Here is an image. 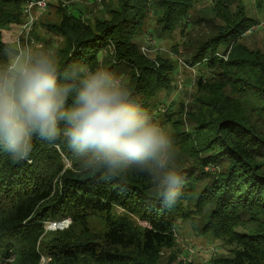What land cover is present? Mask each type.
I'll use <instances>...</instances> for the list:
<instances>
[{
	"label": "trees",
	"instance_id": "obj_1",
	"mask_svg": "<svg viewBox=\"0 0 264 264\" xmlns=\"http://www.w3.org/2000/svg\"><path fill=\"white\" fill-rule=\"evenodd\" d=\"M247 1L264 12V0ZM26 2L0 0V52L12 45L1 30L24 22ZM200 3L211 16L191 19ZM108 12L87 22L59 5V20L47 24L62 38L57 58L95 68L109 51L123 66L135 101L161 125L172 124L178 150L191 159L179 167L183 195L165 207L141 177L103 182L81 172L59 142L34 139L29 162L0 151V264H171L161 263L163 250L174 246L180 222L195 218L201 234L228 247L227 256L206 264H264V52L242 42L258 24L246 0H115ZM149 17L162 32L186 39L192 48L186 61L208 72L196 80L189 130L178 119L159 120L153 109L152 99L176 71L133 42ZM64 219L67 227L45 228Z\"/></svg>",
	"mask_w": 264,
	"mask_h": 264
},
{
	"label": "clouds",
	"instance_id": "obj_2",
	"mask_svg": "<svg viewBox=\"0 0 264 264\" xmlns=\"http://www.w3.org/2000/svg\"><path fill=\"white\" fill-rule=\"evenodd\" d=\"M36 138L63 144L81 172L103 182L145 179L165 207L183 195L174 135L135 101L122 76L11 45L0 52V151L29 162Z\"/></svg>",
	"mask_w": 264,
	"mask_h": 264
},
{
	"label": "rangeland",
	"instance_id": "obj_3",
	"mask_svg": "<svg viewBox=\"0 0 264 264\" xmlns=\"http://www.w3.org/2000/svg\"><path fill=\"white\" fill-rule=\"evenodd\" d=\"M115 0H66L64 7L74 13H78L87 22H93L95 19L109 15V10L114 8ZM62 3L60 0H53L44 11H33L32 15L36 19L33 29L34 35H31V42L27 46L35 48H44L55 52L62 44V38L49 32L47 24L55 23L59 20L57 13L58 6ZM247 15L253 17L255 22L250 30H248L242 39V42L251 49H260L264 52V12L255 11L252 3L246 0ZM191 19L198 20L200 16H211L209 13V5L200 3L194 5L190 9ZM18 24H9L7 28L1 30V37L4 42L12 45H25L20 42ZM203 26H199L193 33V38H198ZM140 32L133 38V42L138 46L139 50L151 59L160 57L169 60L175 66V73L172 76L171 86L162 90L156 97L152 99L153 109L160 114L161 119L171 118L178 119L182 126L189 130L192 123L189 121L187 113L194 107L193 98L196 93V80L199 75L206 76V70L200 71V66L190 65L186 60L192 52V48L188 46L186 39L174 31L171 34L159 30V25L149 17L145 21V25ZM152 30V32H151ZM200 30V31H199ZM191 41L192 47L194 44ZM104 57L100 58L101 67L109 68L117 75L122 76L125 81L128 80L127 71L121 64H117L108 56L109 51L104 53ZM113 62V63H112ZM114 66V67H112ZM111 67V68H110ZM194 110V108L192 109ZM185 112V113H184ZM169 115V116H168ZM164 127L171 133L174 131L172 124L165 123ZM177 147V165L178 167H189L192 162L185 154L178 150ZM61 227L66 226L64 219ZM51 222L47 224L48 229H56ZM200 221L195 218V222L184 220L180 222L177 230L176 242L170 249L163 250L161 263L169 262L175 264L178 261H192L194 263H210L216 257H224L228 255V247L224 246L221 240L212 237L209 234H201L198 230Z\"/></svg>",
	"mask_w": 264,
	"mask_h": 264
},
{
	"label": "built area",
	"instance_id": "obj_4",
	"mask_svg": "<svg viewBox=\"0 0 264 264\" xmlns=\"http://www.w3.org/2000/svg\"><path fill=\"white\" fill-rule=\"evenodd\" d=\"M53 0H27L23 12L25 14V21L18 25V30L20 35L24 39L25 45H28L29 34L34 26L36 19L33 17V11H44L49 6ZM62 5L66 4V0H60ZM67 223V222H66Z\"/></svg>",
	"mask_w": 264,
	"mask_h": 264
},
{
	"label": "bare ground",
	"instance_id": "obj_5",
	"mask_svg": "<svg viewBox=\"0 0 264 264\" xmlns=\"http://www.w3.org/2000/svg\"><path fill=\"white\" fill-rule=\"evenodd\" d=\"M51 4V3H50ZM49 4V5H50ZM63 6V5H62ZM26 17V16H25ZM25 21V20H24ZM36 22V21H35ZM35 24V23H34ZM20 25V24H19ZM18 29V28H17ZM18 32L20 33V31L18 30ZM19 38H20V40H22L23 42H24V39H23V37H22V35H20L19 34ZM31 42V32H30V34H29V40H28V44ZM66 220V226L65 227H67L68 226V224L70 223V220L69 219H65ZM63 221V220H62ZM62 222H57V223H53L52 225L53 226H56V227H54V228H56V229H62V228H64V227H61L62 226V224H61ZM48 224V223H47ZM47 224L45 225V228L47 229V230H54V229H48L47 228Z\"/></svg>",
	"mask_w": 264,
	"mask_h": 264
}]
</instances>
